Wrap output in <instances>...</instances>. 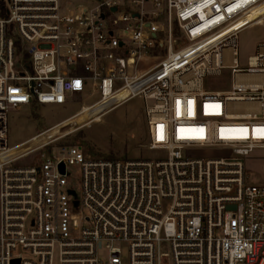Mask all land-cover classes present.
<instances>
[{
    "label": "built area",
    "instance_id": "built-area-1",
    "mask_svg": "<svg viewBox=\"0 0 264 264\" xmlns=\"http://www.w3.org/2000/svg\"><path fill=\"white\" fill-rule=\"evenodd\" d=\"M263 21L264 0H0V264H123V247L127 264H264V177L247 175L264 173V44L238 60V33ZM224 73L228 89H205ZM92 97L95 120L141 97L164 155L8 145L11 109ZM210 147L227 154H193Z\"/></svg>",
    "mask_w": 264,
    "mask_h": 264
},
{
    "label": "rangeland",
    "instance_id": "rangeland-1",
    "mask_svg": "<svg viewBox=\"0 0 264 264\" xmlns=\"http://www.w3.org/2000/svg\"><path fill=\"white\" fill-rule=\"evenodd\" d=\"M242 24H244L243 21H240L234 27L238 28ZM9 33L14 35L15 30L10 27ZM173 36L175 48L186 44L176 25L173 27ZM259 44H264V21L244 28L238 33L239 63L244 64L246 58L255 52V48ZM190 50L191 48H188L184 52ZM162 58L163 55L160 52H156L155 56L141 58L137 65L138 72L146 71ZM231 83L232 79L226 73L223 76H207L204 79L205 89H228ZM95 98L74 101L65 106L48 104L34 108L26 105L11 109L7 114L8 145L14 146L26 141L66 119V122L55 131L49 132V135H52L50 137L61 135V138L46 147L45 152L48 148L52 147L53 149L54 147L52 153L56 154L57 146L80 144L85 153L95 158L155 159L164 155L161 150L148 148L147 125L143 114L144 102L141 97H133L110 108L99 119L88 122L84 126H78L88 118L87 113L77 116L76 119L72 116L80 110V104L90 105ZM193 154L204 157H220L226 155L227 152L219 147H210L195 151ZM262 168L261 164L248 163L249 183H258L263 180ZM68 170L71 174L73 189L78 194L80 169L73 166ZM122 253V262L127 264L126 247L122 248Z\"/></svg>",
    "mask_w": 264,
    "mask_h": 264
},
{
    "label": "bare ground",
    "instance_id": "bare-ground-1",
    "mask_svg": "<svg viewBox=\"0 0 264 264\" xmlns=\"http://www.w3.org/2000/svg\"><path fill=\"white\" fill-rule=\"evenodd\" d=\"M252 16H250V17H247L248 19H250ZM240 21H242V20H238V21H236L235 23H233V25H232V27H234L238 22H240ZM214 39V37H210V38H208V39H206V41H205V43H208V42H210V41H212ZM204 43V44H205ZM201 44V43H200ZM204 44H202V45H204ZM201 45V46H202ZM188 49V48H187ZM186 50V49H185ZM119 104H122V102L121 103H118L117 105H119ZM116 105V106H117ZM100 107V104L99 103H97V104H90V105H84L83 106V108H81L77 113H75L72 117L74 118V119H76V117L77 116H79V115H81V114H84V113H87V115H88V118H86L82 123H80V124H78V126H84L86 123H88V122H91L92 120H95L96 118H97V115H96V112H97V109ZM66 122V120L64 121V122H61V123H58V124H56V125H54V126H52V127H49L47 130L45 129V130H43L42 132H40V134L38 135V134H36L35 136H33V137H31L30 139H28V140H26L25 141V145L27 144V143H30V141H33L32 143H35V144H41V143H44V142H46V141H48V140H50V139H52V137H50V136H52V135H49V132H51V131H55V129H57L59 126H61L63 123H65ZM54 137V136H53ZM33 145V144H32Z\"/></svg>",
    "mask_w": 264,
    "mask_h": 264
},
{
    "label": "water",
    "instance_id": "water-1",
    "mask_svg": "<svg viewBox=\"0 0 264 264\" xmlns=\"http://www.w3.org/2000/svg\"><path fill=\"white\" fill-rule=\"evenodd\" d=\"M113 10H115V9H113ZM60 170H61V172H63V166L62 165H60ZM18 262H19L18 259H14L11 261V264H18Z\"/></svg>",
    "mask_w": 264,
    "mask_h": 264
}]
</instances>
